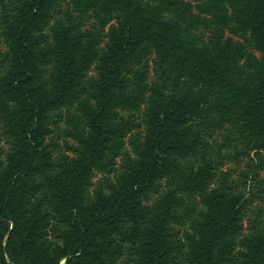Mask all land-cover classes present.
Returning a JSON list of instances; mask_svg holds the SVG:
<instances>
[{
	"label": "trees",
	"instance_id": "obj_1",
	"mask_svg": "<svg viewBox=\"0 0 264 264\" xmlns=\"http://www.w3.org/2000/svg\"><path fill=\"white\" fill-rule=\"evenodd\" d=\"M0 264H264V0H0Z\"/></svg>",
	"mask_w": 264,
	"mask_h": 264
},
{
	"label": "rangeland",
	"instance_id": "obj_2",
	"mask_svg": "<svg viewBox=\"0 0 264 264\" xmlns=\"http://www.w3.org/2000/svg\"><path fill=\"white\" fill-rule=\"evenodd\" d=\"M227 167H228V168H235V171H236V172H235V175H234V177H235L236 174H237V172L239 171V169L242 168V165H241L240 167H235V165H233V164H228ZM97 178H98V176L94 179V181H96Z\"/></svg>",
	"mask_w": 264,
	"mask_h": 264
}]
</instances>
